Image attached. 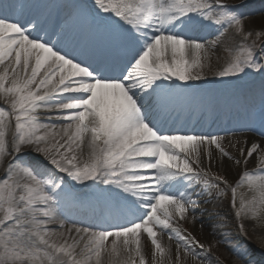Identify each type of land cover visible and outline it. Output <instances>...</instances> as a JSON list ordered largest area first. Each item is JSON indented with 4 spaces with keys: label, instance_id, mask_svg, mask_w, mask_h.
<instances>
[{
    "label": "snow or ice",
    "instance_id": "6c2138e0",
    "mask_svg": "<svg viewBox=\"0 0 264 264\" xmlns=\"http://www.w3.org/2000/svg\"><path fill=\"white\" fill-rule=\"evenodd\" d=\"M240 7L0 0V264H147L145 235L151 264H170L164 234L177 242V261L182 245L205 264L195 249L211 246L179 227H204L203 197L207 205L230 191L233 219H264V23L246 28ZM202 28L216 38L194 34ZM229 31L251 44L213 75L222 83L259 75L258 102L255 93L232 103L196 91L211 72L209 52ZM233 108L244 117L228 141L235 153L225 141L236 132L190 126L192 111L219 119ZM206 160L218 170L204 168ZM253 160L259 167L246 170ZM245 183L254 195L237 202ZM69 205L87 214L74 220Z\"/></svg>",
    "mask_w": 264,
    "mask_h": 264
},
{
    "label": "rangeland",
    "instance_id": "374dc122",
    "mask_svg": "<svg viewBox=\"0 0 264 264\" xmlns=\"http://www.w3.org/2000/svg\"><path fill=\"white\" fill-rule=\"evenodd\" d=\"M224 1L236 3L246 0ZM238 11L242 12L245 16L244 23L246 28L259 30L261 24L264 23V0H258L256 3H254V5L245 7L243 9H238ZM209 30L210 28L204 29L201 32V36L209 32ZM211 34L212 35L208 40L216 38L214 29H212ZM219 40L220 44L214 50L209 52L211 72H209L206 81L199 83H211L216 85V88L209 93H211V98H215L220 101L227 100L228 102L235 103L236 101H240L246 97H249L254 92L257 93L258 89L255 84L258 80L255 73H250L249 75L241 77L226 78V80L231 82L225 83L220 82L213 75V73L226 67L227 62L231 59V56L235 55V53L239 51L242 46L251 44V39L245 42L241 37L234 36L233 33L229 31L224 36L219 37ZM257 44L259 45V42H257ZM257 58H260L259 52H257ZM205 70L207 71V69ZM0 107H6V105L3 104V101H0ZM204 114L208 115L207 113ZM225 114L227 115V121H225L226 123L224 124L222 123L221 118L217 119L214 115L210 116L208 122L205 124V119L202 118L204 115H201L196 121L191 122L190 120V126L195 128L205 126L204 129H214V131H216L219 127H223L225 131H228L231 124L238 125L239 121H242V123L244 122L243 113L236 111L235 108H233L230 112H226ZM40 115L42 122H47V114L41 113ZM186 118L188 117L185 114L181 120ZM10 134L11 130L9 131V135ZM235 139L237 138H234L233 135H229L228 139L225 141V147L233 153L236 152V149L231 147L228 141ZM237 147H243V144L237 145ZM213 151H215V149H213ZM79 154L80 152L78 151V155ZM203 167L213 172L218 170L217 166H215L213 163L209 164L207 160L205 161ZM241 167L243 168V166ZM258 167L259 161L253 160L247 165L246 170L255 171V169ZM236 171V168L232 169L231 176L229 177V183L233 182L232 177L236 175ZM0 176H2V173H0ZM209 179H211V177H209ZM241 195L251 199L254 193L249 191L248 185L245 183L242 187L238 188L237 202H239ZM230 198L231 192L229 191L227 195L221 197L219 201H214L213 203L206 205L203 203V200L206 199V197H203L199 211L206 210L203 218L204 227L201 228L199 223L193 227L190 220L182 222L179 227L186 233L190 232L195 235L196 238L206 246H211V251L208 253L201 252L199 249H195V251L200 255L201 259L205 260V264H264V219L253 220L249 218L243 222L233 219L232 209L228 207ZM67 215L70 216L69 214ZM225 217H227V219H224ZM240 223H243L244 225L242 230L238 228V224ZM217 224H223L225 226L213 227V225ZM49 228L57 231L60 230L58 224H51L49 225ZM159 238L162 240V243L166 248L165 258L170 261V264H199V262L193 259L190 255L186 256L184 254L182 245L179 248L180 259L177 261V242L174 239H169L167 234H164ZM144 244L145 246L142 249L144 253V259L146 260L147 264H151V245L147 241L146 235L144 237ZM126 257L127 253L122 252L121 260L123 261L126 259ZM105 259L107 260V257H105ZM139 259V257L136 258V264H139Z\"/></svg>",
    "mask_w": 264,
    "mask_h": 264
},
{
    "label": "bare ground",
    "instance_id": "6f19581e",
    "mask_svg": "<svg viewBox=\"0 0 264 264\" xmlns=\"http://www.w3.org/2000/svg\"><path fill=\"white\" fill-rule=\"evenodd\" d=\"M241 2H243V1H241ZM252 5H254V3H250V4H248L247 6L250 7V6H252ZM202 31H203V29H197V30L195 31L194 34L197 35V36L203 37L205 40H208L209 37L212 35V34H211L212 29L210 28L209 32H207V33L204 34L203 36H201V32H202ZM46 121H47V120H46ZM201 128H203V127H201ZM201 128H196V129H197V130H200ZM247 135H248V134H247ZM239 136H240V135H238L237 137H239ZM79 156L81 157L82 160H85V161L88 160V158H89V150H88V148H87L86 145H85L84 148H83V152H82V154L80 153ZM213 164H214L215 166H217L216 162H213ZM201 203H202V202H201ZM197 211H199V209H197ZM66 226H71V225L68 224V225H66ZM168 250H171V249H168Z\"/></svg>",
    "mask_w": 264,
    "mask_h": 264
}]
</instances>
